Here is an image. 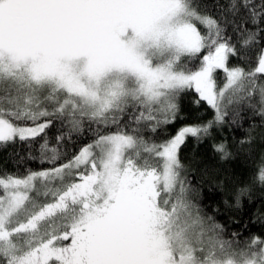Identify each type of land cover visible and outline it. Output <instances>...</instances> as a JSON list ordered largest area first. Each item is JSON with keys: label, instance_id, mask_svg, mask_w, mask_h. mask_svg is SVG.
<instances>
[{"label": "snow or ice", "instance_id": "1", "mask_svg": "<svg viewBox=\"0 0 264 264\" xmlns=\"http://www.w3.org/2000/svg\"><path fill=\"white\" fill-rule=\"evenodd\" d=\"M209 7L217 15L196 0H0V146L19 141L50 165L0 174V264H264V238H225L179 158L231 105L232 124L241 105L264 118V0ZM188 90L212 118L158 141ZM54 120L68 130L50 147ZM85 122L94 138L69 157L62 142ZM254 182L264 187V156Z\"/></svg>", "mask_w": 264, "mask_h": 264}, {"label": "trees", "instance_id": "2", "mask_svg": "<svg viewBox=\"0 0 264 264\" xmlns=\"http://www.w3.org/2000/svg\"><path fill=\"white\" fill-rule=\"evenodd\" d=\"M201 10H206L211 15H217L214 8H204L205 4L211 5L217 0H196ZM223 4L225 0H218ZM232 63H235L233 58ZM255 51L250 64L245 67L255 66ZM198 61L190 63L196 67ZM258 80H264V74H257ZM224 82L223 72L217 73V85L222 87ZM198 95L194 90L182 94L180 104L183 119L168 125L160 130L157 140L174 135L183 124L207 122L213 116V110L206 102L201 101L199 106L194 104ZM238 106H229V117L226 122L211 130V136L202 142H197L189 137L179 150V158L184 164L188 180L194 189L190 193L192 198L202 207L203 211L212 216L222 226L225 238H231L232 233H240L239 240L243 241L251 236L264 238V187L254 182L256 165L264 156V118L253 115L252 109L241 105L237 123H230L231 115ZM95 128V125L92 126ZM67 127H61L60 122L54 120L53 124L45 130L49 146L57 145L56 136L61 132L66 133ZM43 135V134H42ZM146 135H148L146 133ZM252 138L250 145H241L240 141L247 137ZM94 138L93 131H89L87 122L82 133H74L69 140L65 136L62 145L67 148L68 156L78 152L80 147L86 145ZM40 141V137L36 138ZM225 142L233 156L228 160H221L213 150V144ZM38 147V144L36 145ZM61 150H64L63 147ZM35 155V149L32 150ZM29 149L19 141L15 144L0 146V174L12 173L26 175L29 170H40L50 167L42 164L40 160L28 158ZM248 185L250 191L240 196V204H236L237 191L241 186Z\"/></svg>", "mask_w": 264, "mask_h": 264}, {"label": "rangeland", "instance_id": "3", "mask_svg": "<svg viewBox=\"0 0 264 264\" xmlns=\"http://www.w3.org/2000/svg\"><path fill=\"white\" fill-rule=\"evenodd\" d=\"M223 86V85H222ZM221 87V86H220Z\"/></svg>", "mask_w": 264, "mask_h": 264}]
</instances>
